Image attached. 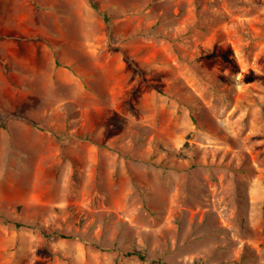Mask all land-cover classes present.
Wrapping results in <instances>:
<instances>
[{
    "label": "rangeland",
    "instance_id": "rangeland-1",
    "mask_svg": "<svg viewBox=\"0 0 264 264\" xmlns=\"http://www.w3.org/2000/svg\"><path fill=\"white\" fill-rule=\"evenodd\" d=\"M0 264H264V0H0Z\"/></svg>",
    "mask_w": 264,
    "mask_h": 264
}]
</instances>
